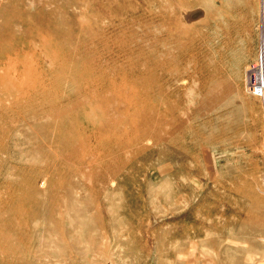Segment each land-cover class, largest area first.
<instances>
[{
  "label": "rangeland",
  "instance_id": "1",
  "mask_svg": "<svg viewBox=\"0 0 264 264\" xmlns=\"http://www.w3.org/2000/svg\"><path fill=\"white\" fill-rule=\"evenodd\" d=\"M262 42L264 0H0V264H264Z\"/></svg>",
  "mask_w": 264,
  "mask_h": 264
},
{
  "label": "built area",
  "instance_id": "2",
  "mask_svg": "<svg viewBox=\"0 0 264 264\" xmlns=\"http://www.w3.org/2000/svg\"><path fill=\"white\" fill-rule=\"evenodd\" d=\"M246 91L259 101L260 109L264 114V43H259L256 59L245 74Z\"/></svg>",
  "mask_w": 264,
  "mask_h": 264
},
{
  "label": "bare ground",
  "instance_id": "3",
  "mask_svg": "<svg viewBox=\"0 0 264 264\" xmlns=\"http://www.w3.org/2000/svg\"><path fill=\"white\" fill-rule=\"evenodd\" d=\"M49 138V137H48Z\"/></svg>",
  "mask_w": 264,
  "mask_h": 264
}]
</instances>
